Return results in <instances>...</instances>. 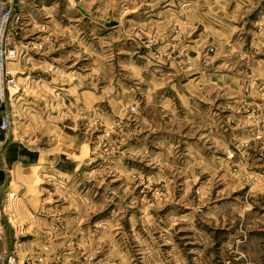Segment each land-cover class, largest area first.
<instances>
[{
	"label": "rangeland",
	"instance_id": "rangeland-1",
	"mask_svg": "<svg viewBox=\"0 0 264 264\" xmlns=\"http://www.w3.org/2000/svg\"><path fill=\"white\" fill-rule=\"evenodd\" d=\"M0 264H264V0H2Z\"/></svg>",
	"mask_w": 264,
	"mask_h": 264
},
{
	"label": "built area",
	"instance_id": "built-area-1",
	"mask_svg": "<svg viewBox=\"0 0 264 264\" xmlns=\"http://www.w3.org/2000/svg\"><path fill=\"white\" fill-rule=\"evenodd\" d=\"M11 18V11L0 0V98L4 99L5 92L9 91V88L15 86V81L12 74L9 72L6 66V62L12 51L9 47V21ZM8 128V117L2 115L0 122V130L6 131Z\"/></svg>",
	"mask_w": 264,
	"mask_h": 264
},
{
	"label": "crops",
	"instance_id": "crops-1",
	"mask_svg": "<svg viewBox=\"0 0 264 264\" xmlns=\"http://www.w3.org/2000/svg\"><path fill=\"white\" fill-rule=\"evenodd\" d=\"M3 113H4L3 115H7V117H8L7 109H4V110H3Z\"/></svg>",
	"mask_w": 264,
	"mask_h": 264
}]
</instances>
